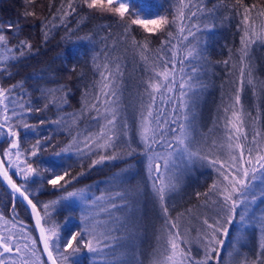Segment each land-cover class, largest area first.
I'll use <instances>...</instances> for the list:
<instances>
[{
	"label": "trees",
	"instance_id": "1",
	"mask_svg": "<svg viewBox=\"0 0 264 264\" xmlns=\"http://www.w3.org/2000/svg\"><path fill=\"white\" fill-rule=\"evenodd\" d=\"M62 2L65 5L64 11L70 12L67 9L68 0H35L32 5L26 4L25 0H0V25H5L4 31L9 36V46L19 45L20 41L25 39L32 44V51L27 55L0 64V68L7 66L8 69L7 72L0 71V87L9 89L12 85L23 82L22 88L13 89L8 99L0 104V123L3 122L4 105L7 104V115L11 116L13 110L18 113L12 117L11 123L19 125L26 122L35 126L34 131L22 126L17 127L19 148L11 149V156H5L4 153L10 148L12 138L0 135V160L4 162L3 166L8 169L9 175L18 185H26L30 193L29 198L36 204L42 218L41 226L46 231L54 229L58 232L61 247L70 233L82 227L83 212H88L103 226L101 230L107 229L113 238L114 249L108 259L122 264H151L157 251L163 250L165 217L152 191L149 190L142 163V146L136 134L141 105L148 103L145 87L146 82L153 76L151 65L161 63L158 56L171 59L172 52L169 51L170 46L167 43L163 45V51H158L162 48V41L168 40L167 33L171 31L176 37L171 40L177 52L176 85L172 93L165 94L166 97H172L171 100L162 101L157 95L154 111L161 114L160 116L170 117L175 107L179 113L175 97L180 92L181 78L187 79L192 75V83L196 85L192 112L195 116L197 139L201 141L200 146L210 158L224 159L226 149H211L210 153L209 149L213 140L219 143L225 139L223 109L232 102L235 89L239 86L242 67L239 49L244 10L236 4V0H191L195 5L191 11L197 14L185 20L184 24L188 27L196 25L198 30L197 27H192L196 36L183 40L177 28L171 24L155 34L145 32L139 25H131V30L126 35L125 24H130V20H122L110 12L101 13L89 9L76 0H73L75 12H70L61 23L57 10L61 8ZM176 2L177 0H128L133 13L140 10L143 14H159L169 20L175 14ZM243 3L248 6L256 5L251 17L259 29L264 25V17L259 15V12L264 10V0H243ZM27 11L35 12V16L25 17L24 13ZM45 19L52 21L48 26L46 40L41 23ZM10 22H18L19 34L7 32L6 26ZM133 37L141 44L145 40L149 41L148 51L144 53L148 57L147 61L142 59L141 49L133 46ZM188 45L196 46L201 56L185 60L184 71L181 73L178 61L183 59L184 50ZM13 51L18 53L19 48H14ZM94 57L96 63L109 62L113 69L116 64L120 65L122 75L116 78L119 99L111 96L108 99L116 100L113 106L117 109L118 130L123 132L127 125L128 135H121L116 151H127L125 142H128L135 152L130 156H123L122 159L106 160L91 167L92 162L101 155L113 154L112 149L93 147L89 151L85 147V138L97 133L100 125L105 123L96 111L83 110L84 93L87 91L89 102L96 103L101 113L104 111V97L101 96L100 101L92 99L93 95H99V88L94 87V82L100 80L99 71L93 63ZM251 60L253 77L257 82L256 93L253 94L252 87L247 84L241 93L245 112H251L256 121L253 124L252 120L246 118L249 140L253 127L264 134V43L253 45ZM224 61L228 63L225 64ZM193 67L196 68L195 73L192 71ZM62 86L63 90L58 91ZM28 102L33 109L40 108L43 111L26 112L19 107L20 104L28 107ZM45 104L47 108L44 107ZM58 119H61L60 124L52 123ZM41 120L45 123L40 124ZM3 131L6 133L7 129ZM73 137H77L78 142L72 145L70 151H62L72 143ZM205 137L207 143H204ZM37 140L41 141L40 151L32 156V145L36 144ZM77 148L80 151H77ZM17 151L21 152L19 158L15 155ZM25 161L40 173L38 176H31L27 182L23 176L15 175L18 166L26 167ZM206 163L199 161L189 174L183 175L179 179L177 190L167 199L170 217L175 219L180 216L181 231L188 230L187 238L192 241L191 254L196 259H201L204 255L203 249L195 242L198 231L203 230L202 221L208 218L212 222L217 216L216 205L212 203L217 196L209 193V189L214 182L222 180V177L216 174L215 168ZM53 172H68L69 176L65 179H76L66 189L59 186L53 188L47 182ZM80 173L83 175H79ZM115 176H119V179H113ZM60 184H63V181H60ZM81 189L91 198L88 202L76 198L61 199L66 192ZM117 193L124 195L122 197ZM205 193H208V196ZM102 196L103 200L92 203V200ZM56 200L60 202L50 206L48 216H45L43 206ZM111 204L116 207L112 208ZM253 212L254 217L246 220L245 225L239 223L237 216V221L231 226L227 247L222 253L225 259L235 243L240 253L235 256L237 261L245 256L250 264L256 260L260 229L255 217L264 213V200L257 201ZM21 229L24 230L23 233ZM10 234L30 236L36 241L34 247L37 249V255L48 264L26 208L0 181V235ZM19 243L22 252L14 256L17 264H21L22 257L28 260V264H38L35 257L23 250L24 243H28L30 248L33 247L31 241L20 239ZM104 259L102 256L88 253L83 248L76 256L78 264H104Z\"/></svg>",
	"mask_w": 264,
	"mask_h": 264
},
{
	"label": "snow or ice",
	"instance_id": "2",
	"mask_svg": "<svg viewBox=\"0 0 264 264\" xmlns=\"http://www.w3.org/2000/svg\"><path fill=\"white\" fill-rule=\"evenodd\" d=\"M77 3H83L89 9H95L101 13L110 12L118 15L122 20H130V24H125V34L130 32L131 25H139L145 32L155 34L157 31H162L167 25H174L180 37L183 40H188L189 36L195 37L196 33L192 31L193 25L188 27L184 24L185 20L191 19L196 16V12L191 11V8L195 5L191 0H177L175 5V14L171 20L166 16H160L155 14L149 17L143 14L140 10H136L134 13L130 8L128 0H76ZM25 3L32 5L35 0H25ZM236 4L243 8L244 13L242 16V36H241V48L240 51V79L239 86L235 89V95L231 103L226 106L223 111L225 113V129L226 135L223 142H217L213 140L209 149H226V156L224 159L219 157L210 158V155L200 146L201 141L197 139V128L195 126V116L192 112L194 107L195 88L196 85L192 83L194 77L189 75L187 79L181 78L179 84L180 92L175 97V101L178 102L179 115H174L171 119V123L176 125L175 127L169 126L168 120H161V116L155 113V101L157 95L163 101L165 99L171 100L172 97H166V93H172L176 85V67L177 61L176 46L171 44V40L176 37L171 31L167 33L168 40L162 41V48L158 51H163V45L167 43L169 51L172 52L171 59H165L158 56L160 64L151 65L153 76L146 82L145 94L148 96V103L141 105L140 119L138 124V136L141 144H143L144 154L147 158V172L150 181V187L153 197L158 202L161 212L165 217L164 225V246L162 251H157L154 255L151 264H250L247 257H242L238 261L235 256H239L240 253L236 249V244H232V251L227 252V259L222 255L225 252L229 240V231L234 222L239 217V223L245 225L246 220H250L254 217L253 206L257 201L264 200V134L257 131L253 127L251 139L249 140V133L246 129V118L252 120L255 124V119L252 117L251 112H245L241 93L243 92L244 85H250L253 89V94L256 93L257 82L253 77V63L251 60V49L253 45L257 43H264V25H261L259 29L256 26V22L251 17L252 10L256 8V5H245L243 0H236ZM65 5L61 4V8L58 9L60 14L61 23H63L70 12H75L73 6V0H68L67 9L64 11ZM188 10L187 12L185 10ZM202 10V9H201ZM261 17H264V10L259 12ZM25 17L35 16V12L27 11L24 13ZM55 19V18H53ZM42 29L44 30V39L48 38L49 24H52L51 20H43ZM53 26H55L53 24ZM7 32H15L19 34L20 26L17 23H9L7 26ZM5 25H0V64H6L9 60H18L32 51V44L29 40H21L19 45L9 46V36L4 31ZM198 30V27H197ZM185 32L187 34L185 35ZM133 46L141 49L142 59L147 61L148 57L144 55L148 51L149 41L145 40L142 44L138 43L133 37ZM19 48L18 53H14L13 49ZM99 55V54H97ZM106 61H107V54ZM201 56L200 50L194 45L186 46L184 50V57L178 62L181 65L179 71L183 73V64L185 60L190 58H198ZM95 68L99 71L100 80L94 82V87L98 86L99 95H93L92 99L100 101L101 96L104 97L103 105L104 111L101 113L100 107L96 103H90L88 100V92L84 93V109L87 111H96L98 116L102 118L105 123L100 125L99 131L94 135H89L85 138V147L92 150L93 147L97 149L108 150L112 149V155H101L99 159L92 162L91 167L97 164H102L106 160L115 161L122 159L123 156H130L135 152V149L131 147V144L125 142L127 151H116L118 148V141H120L121 135L127 136V125L125 130L120 132L117 127V109L113 106L116 104V100H110L108 97H116L117 87L116 78L122 73L120 72V65L116 64L113 69L109 62L102 64L96 63V57L93 58ZM225 64L228 61H224ZM172 67H169V65ZM0 71L7 72V66L0 68ZM193 73L196 72V68L193 67ZM11 75L10 72H8ZM23 86V82L14 84L9 89L0 87V104H3L8 99L9 94L13 89ZM63 86L58 89L62 91ZM53 91V90H49ZM189 93L192 95L190 96ZM25 107L24 104H20L19 107L26 112H41L40 108L33 109L30 106ZM47 108V104L44 106ZM177 109L173 108V113ZM8 105H4L3 122L0 123V135H6L11 139V145L8 150H5V156H11V149L19 148V132L18 126H22L24 129L35 130V126L22 122L19 125L11 123L12 117L18 115L15 110L12 111V115H7ZM62 119V118H61ZM61 119L52 121V123L60 124ZM45 123L44 120L40 121V124ZM7 129L5 133L3 130ZM78 142L77 137H73L72 143L62 149V151H70L72 145ZM204 143H207L206 137ZM41 141L37 140L36 144L32 145L31 155L35 156L40 151ZM155 145H160L164 151H157ZM77 151H80L77 148ZM60 153H56L59 155ZM17 158L20 157L21 152L15 153ZM196 161H208L209 165L214 167L218 172L222 180L214 182L209 189V193H213L217 196L216 200L212 203L216 205L217 216L212 219V222L208 218H204L202 221L203 230L198 231L195 242L203 249V257L196 259L191 254L190 241L187 238L188 230L183 232L180 228V216L173 219L169 215V208L167 205V199L169 195L176 191L178 188L179 176L174 174L178 172L182 166L192 164ZM3 161H0V176L7 181L8 185L13 190V194H19V196L27 201L31 205L33 214L36 217L37 227L40 228V239L43 242L44 252L47 253L48 261L50 264H78L76 256L81 252L82 248L86 249L88 253L94 256L104 257V264H122L108 259L111 251L114 249L113 238L107 229L103 228L100 222L96 220L95 216H91L85 213L81 218L82 227L79 230L70 233L68 237L64 239L63 245L60 244V236L54 229H48L47 231L41 226V216L37 211V206L29 198V190L25 184L18 185L9 175L7 168L3 166ZM26 167L20 168L15 175L23 176L25 182L29 180L31 176L40 175L36 168H33L30 163L25 161ZM79 175H83L80 173ZM69 176L68 172L63 174H55L53 172L51 178L48 179V183L53 188L60 187L65 188L72 183L76 177L65 179ZM113 179H119V176H115ZM63 181V184H60ZM139 191V189H137ZM123 197L124 194L117 193ZM208 196V193H205ZM70 198H76L84 202H88L91 198L87 195L86 191L81 189L78 191H68L66 195L61 199L67 200ZM104 197H97L92 200L93 204L97 201L103 200ZM60 200L52 201L50 204H45L44 215L48 216V209L50 206L58 204ZM207 203V201H206ZM112 208H115V204H111ZM106 210V209H105ZM239 210V211H238ZM190 211V210H189ZM183 214H181L182 216ZM256 223L259 225V251L255 261L251 264H264V213H261L259 217H255ZM245 227V231H246ZM24 230L21 229V233ZM50 233V235H49ZM30 240L33 247H29L28 243L23 244V250H26L32 257L36 258L38 264H46L38 255L37 249H35L36 241L32 240L30 236H17L10 234L8 236L0 235V264H17L14 256L20 255L22 248L19 240ZM108 250V251H106ZM21 264H28L27 259H21Z\"/></svg>",
	"mask_w": 264,
	"mask_h": 264
},
{
	"label": "rangeland",
	"instance_id": "3",
	"mask_svg": "<svg viewBox=\"0 0 264 264\" xmlns=\"http://www.w3.org/2000/svg\"><path fill=\"white\" fill-rule=\"evenodd\" d=\"M149 16V15H148ZM149 17H151V16H149ZM161 115V114H160ZM174 115H179V113L176 111L175 113H172L171 114V116L170 117H166V116H161V120L163 121V120H168L169 121V126L170 127H175L176 125H174V124H172L171 123V119H172V117L174 116ZM139 119H140V116H139V118H138V120H137V123H136V134H137V137H138V140H139V142H140V139H139V136H138V124H139ZM140 144H141V142H140ZM141 146H142V163H143V166H144V171H145V177H146V181H147V184H148V187H149V190L150 191H152L151 190V187H150V181H149V178H148V172H147V158H146V156H145V154H144V151H143V148H144V146H143V144H141ZM155 148H156V150L157 151H164V149L160 146V145H155ZM226 155V154H225ZM199 161H196V162H194V163H192V164H188V165H186V166H182L181 167V169L178 171V172H176V173H174V174H176V175H178L179 176V179L183 176V175H185V174H189L190 172H191V170H192V168H193V166H195L197 163H198ZM204 163H206V161H204ZM206 164H209V163H206ZM197 166V165H196ZM210 166V165H209ZM215 172H216V174L219 176V174H218V172L215 170ZM220 177V176H219ZM85 213H87L88 214V212H83V214H85Z\"/></svg>",
	"mask_w": 264,
	"mask_h": 264
},
{
	"label": "water",
	"instance_id": "4",
	"mask_svg": "<svg viewBox=\"0 0 264 264\" xmlns=\"http://www.w3.org/2000/svg\"><path fill=\"white\" fill-rule=\"evenodd\" d=\"M0 181L12 192L13 194V190L11 189V187L8 185L7 181H5L3 179L2 176H0ZM14 195V194H13ZM14 196H16L19 201L24 205V207L26 208L28 214H29V217L31 219V222H32V225L34 227V230H35V233L37 235V239H38V243H39V246H40V249L42 251V254L44 256V258L46 259L47 263L50 264V261H48V258H47V253L44 252V246H43V242L41 241L40 239V228L37 227V223H36V217L35 215L33 214V211H32V208H31V205H29L27 203V201H24L20 196L19 194H15Z\"/></svg>",
	"mask_w": 264,
	"mask_h": 264
},
{
	"label": "bare ground",
	"instance_id": "5",
	"mask_svg": "<svg viewBox=\"0 0 264 264\" xmlns=\"http://www.w3.org/2000/svg\"><path fill=\"white\" fill-rule=\"evenodd\" d=\"M46 141V140H45ZM49 145H51V144H49ZM43 146V145H42ZM47 148V147H46ZM42 149H43V147H42ZM41 151H43V150H41ZM1 158V157H0ZM3 160V159H2ZM1 161V160H0ZM59 161V160H58Z\"/></svg>",
	"mask_w": 264,
	"mask_h": 264
}]
</instances>
